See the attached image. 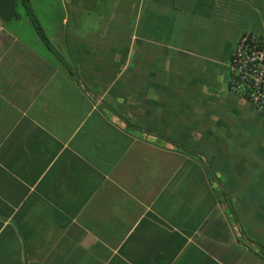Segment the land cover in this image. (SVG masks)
Returning a JSON list of instances; mask_svg holds the SVG:
<instances>
[{
    "label": "crops",
    "instance_id": "0c3cea01",
    "mask_svg": "<svg viewBox=\"0 0 264 264\" xmlns=\"http://www.w3.org/2000/svg\"><path fill=\"white\" fill-rule=\"evenodd\" d=\"M27 5L0 0V264H264V124L226 85L264 0Z\"/></svg>",
    "mask_w": 264,
    "mask_h": 264
},
{
    "label": "built area",
    "instance_id": "2783aa9c",
    "mask_svg": "<svg viewBox=\"0 0 264 264\" xmlns=\"http://www.w3.org/2000/svg\"><path fill=\"white\" fill-rule=\"evenodd\" d=\"M226 85L230 95L248 102L264 124V48L259 36L240 37L226 65Z\"/></svg>",
    "mask_w": 264,
    "mask_h": 264
},
{
    "label": "trees",
    "instance_id": "16d2710c",
    "mask_svg": "<svg viewBox=\"0 0 264 264\" xmlns=\"http://www.w3.org/2000/svg\"><path fill=\"white\" fill-rule=\"evenodd\" d=\"M22 1H23V4L27 7V10H28L29 14H31V12H30V10H29V7H28V5H27V0H22ZM31 16H32V14H31ZM32 21H33V23L35 24V30H36L37 33L39 34V37L41 38L42 42H43L46 46H48V47L50 48V46H49V44H48V42H47V40H46V38H45V36H44V34H43L41 28L36 24V20H34V18H32Z\"/></svg>",
    "mask_w": 264,
    "mask_h": 264
}]
</instances>
